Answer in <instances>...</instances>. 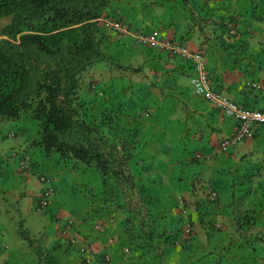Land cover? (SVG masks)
Listing matches in <instances>:
<instances>
[{
    "label": "crops",
    "instance_id": "crops-1",
    "mask_svg": "<svg viewBox=\"0 0 264 264\" xmlns=\"http://www.w3.org/2000/svg\"><path fill=\"white\" fill-rule=\"evenodd\" d=\"M134 1L154 5L155 11L151 14L157 20L155 25L145 18L131 19L135 13ZM162 1L152 0L148 3L147 0H110V14L107 10L106 14L124 21L123 24L129 26L130 31L155 33L158 38L169 37L190 50L206 47L205 69L212 91L224 94L245 109L264 111V0H180L179 4L169 3L166 9L162 7ZM165 1L174 3V0ZM172 8L186 13V26L181 22L173 28L170 23H162L160 15L167 10L171 12ZM170 28L172 33H169ZM254 30L257 32L255 35ZM107 36L103 48L112 63L109 70L99 69L101 75L104 80H108L111 75L131 77L130 74H135L136 85L130 91L142 99L139 101L142 109L134 111L132 115L124 113V123L133 118L131 122L138 127L137 139L142 147L145 144L142 137L144 129L154 128L145 119L154 115L153 121L162 125L156 129L160 137L173 140L176 147L174 154L185 160V163L167 167L168 178H180L186 166L189 175L193 176L190 186L179 195L184 194L190 200L189 221L195 229L188 242L173 248L176 255L194 252L197 255L194 259L196 262L199 258V261L205 258L207 264H264V126L257 127L251 139H245L225 151L219 150L220 143L233 135L237 121L193 93L191 78L194 71L191 61L139 44L129 32H107ZM90 74L89 80H96L98 87L106 94L105 86H102L104 80ZM106 98L108 100V96ZM150 105L154 108H149ZM31 140L23 136L13 142L9 160L3 169L7 174L8 185L14 183L16 169L19 171L18 159L29 156L31 147L28 144ZM180 146L185 147L183 151L187 156L184 158L181 157ZM22 147L25 149L22 150ZM197 154L201 158H196ZM139 166L147 170L145 176L152 182L146 160L140 159ZM173 166L182 170L172 171L170 168ZM212 178L223 184L225 191L212 184ZM26 179L27 176L23 177V181ZM34 182H29V188L34 187ZM204 189L216 191V199H202L204 194L201 195V192ZM15 199L23 203L25 201L20 193L16 194ZM176 206L174 197L170 209L162 212L165 220H168L162 224L180 234L183 219ZM60 216L61 222L57 219L53 221L55 228L49 239L41 235L47 253L62 248L58 242L62 239L67 245L70 244L69 238L63 233L66 217L61 213ZM95 216L96 223L109 218L107 213ZM94 226L91 230L84 223L74 224L69 231V234L89 242L92 264H105V255H109L116 264L133 263L131 256L126 260V256L121 253L120 243H117L122 234L118 222H107L99 233L94 231ZM17 243L20 244L18 240ZM28 247L5 255L4 261L16 259L20 262L25 252L31 250V246ZM68 248L70 250L67 251L75 255L76 261L77 247ZM179 261L181 264L194 263L188 258L184 261L183 257Z\"/></svg>",
    "mask_w": 264,
    "mask_h": 264
},
{
    "label": "trees",
    "instance_id": "trees-1",
    "mask_svg": "<svg viewBox=\"0 0 264 264\" xmlns=\"http://www.w3.org/2000/svg\"><path fill=\"white\" fill-rule=\"evenodd\" d=\"M109 3L0 0V22L5 21L0 24V119L34 120L37 136L30 147L45 156L56 153L66 167L92 169L100 181L99 206L93 211L118 222L122 234L117 243L129 249V264H161V244L169 239L174 245L180 234L161 226L165 215L148 189L147 170L139 166L141 146L133 118L124 123L126 115L107 105L108 94L96 80H89L93 65L111 62L103 48L107 32L99 22ZM179 196L188 213L187 197ZM70 222L74 226L70 220L64 226ZM21 236L30 240L25 230ZM35 241L44 244L40 236L30 246ZM43 249L35 264H52L45 245ZM92 259L86 263L81 257L80 264H92ZM103 259L116 264L109 255Z\"/></svg>",
    "mask_w": 264,
    "mask_h": 264
},
{
    "label": "rangeland",
    "instance_id": "rangeland-1",
    "mask_svg": "<svg viewBox=\"0 0 264 264\" xmlns=\"http://www.w3.org/2000/svg\"><path fill=\"white\" fill-rule=\"evenodd\" d=\"M147 1L149 3L152 0ZM179 1L180 0H174L173 3L172 1L169 2L163 0L161 4L162 7L166 9V6L169 3L179 4ZM144 4L145 3L136 1L133 2L135 13H133L131 19L145 18L151 21V24L155 25L157 20L154 18L155 15L151 14L155 11L154 5ZM109 9L110 5H108L106 9L110 14ZM170 13L172 14L170 15ZM185 16L186 13L183 10L177 9L176 11L174 8L171 9V12L170 10H167L160 15V17L163 18L162 23L164 25L166 23H170L173 28L174 25L178 27L181 22L185 23L186 26L187 20ZM128 19L130 20V18ZM4 23L5 21L0 22V24ZM153 31L154 30L150 32ZM170 31L169 33L173 32L172 28H170ZM253 32L254 35L257 33L255 30ZM145 35L149 36L151 34L146 33ZM201 49L202 50L196 51L203 54L206 65L204 55L206 47H202ZM107 60L108 59H106V62H99L93 65L90 70V73L95 74L101 81L105 78L101 75L99 69L109 70L108 67L111 62ZM130 76L131 77H116L111 75L108 80H104L102 83V86H105V91L108 94L107 105L112 107L116 112L122 111L127 115H132L134 111L138 112V110L142 109L139 106V101L142 99L130 91V88L136 85V75L130 74ZM149 108L153 109L154 106L150 105ZM150 113L151 111L149 110V114ZM153 119L154 115L145 119L148 123H151L154 128L144 129L142 137L145 139V144H143L138 151V155L139 159L143 158L146 160L152 179L151 188L148 187V189L153 190V197L154 199H157V209L164 212L170 209V203L171 200H174V197L176 199V209H178V195L181 191L187 190V187L190 186V179L192 180L193 176L189 175L190 172L186 166L184 168L183 176L172 180L168 178L169 168L167 167L176 163H185V160L176 157L174 154V149H176V147L174 146L175 142H173V140L170 141L160 137V134L156 129L161 128L162 125L156 124ZM11 134L15 136L11 137ZM23 136H28L31 139L37 136V126L34 120L26 116L19 121H14L9 118L0 119V264H35V260L38 258L39 252L44 250L43 245L45 244H42V241H35L37 243L34 244V247H30V251L25 252L24 257L20 260V262L16 259H11L10 262H5L4 259L5 255H8L13 251H23L26 248H29L28 245L30 246L31 241H33L34 238H39L42 235L48 240L55 228L53 221L56 219L59 222L62 221L60 213L66 217L64 221L67 222L70 220L74 224L84 223L91 230L97 220V216H95L93 210L99 206L96 200L97 193L100 191V181L98 175L94 173L92 169L85 167V165H79L74 169L69 165L66 167L62 162L58 161L56 153H51L49 156H45L43 154L40 156L41 153L38 149L31 147L29 156H27L24 160L18 159L19 171L16 169V178L14 183L9 185L7 184V174L3 169L6 166V161L9 160V153H11L10 151L13 146V142L18 141V139ZM180 147L181 148L179 149H182L181 157L184 158V156H187L186 152L183 151L185 147ZM24 149L25 147H22V150ZM25 165L26 167L23 168ZM170 169L172 171L182 170L180 168H175V166ZM25 176H27L26 180L28 181H23V177ZM32 176H34L37 180ZM40 176H44L48 179L47 184L46 182H40ZM209 178L210 176L207 175V179ZM33 179H35L37 183L34 182ZM211 181L218 189L225 191L223 184L218 183L214 178H212ZM29 182H34L33 188H29ZM162 184L164 186L161 187ZM48 185L52 187L54 194L49 199L44 209L36 211L34 207L35 201L41 191ZM177 186L180 190L177 189ZM18 193L23 196V199L25 200L24 203L21 200L15 199V196ZM201 195H203L201 197L202 199H204V197L206 199V189L201 192ZM172 207H174V204ZM190 209L191 207L189 205V212ZM6 210H9L10 212L6 213ZM192 210L191 213L194 214V211ZM166 217H168V213ZM167 221L168 220H165V218L161 219V226H165L162 222ZM66 222L64 224H66ZM192 228L193 234L195 228L193 226ZM24 230L27 231V235L30 240L22 238L21 232ZM94 231L99 233L95 226ZM78 238L74 245H67V243L62 239L61 241H58L62 248L49 250V253L44 251V254L48 255L49 261L52 262V264H80L81 254L79 253V247H88L89 242L80 236H78ZM177 239H180V236ZM17 240L20 244L17 243ZM169 241L170 240L168 239L165 245L164 243L161 244L163 250V254L160 255L159 258L161 264H181L179 261L180 257H183L184 261L186 258L190 259L194 262L193 264H207L205 258H202V261H199V258L196 262L194 259L197 255L194 252H185L183 256H180L181 254L179 256L176 255L173 248H176L177 245H169ZM2 244H5V247H3ZM69 246L77 247L78 257L76 258V261L74 259L75 255L67 251V249L70 250V248H68ZM71 249L73 250V248ZM128 257H130L129 254L126 255V260Z\"/></svg>",
    "mask_w": 264,
    "mask_h": 264
},
{
    "label": "built area",
    "instance_id": "built-area-1",
    "mask_svg": "<svg viewBox=\"0 0 264 264\" xmlns=\"http://www.w3.org/2000/svg\"><path fill=\"white\" fill-rule=\"evenodd\" d=\"M100 21L102 22V25L111 32L117 34L129 32L127 27H125V24L116 19L103 16L100 18ZM129 33L134 38L135 42L139 44L149 45L153 48L166 51L170 56H177L191 61L194 71V75L191 78L193 93L197 97H200L201 99L208 102L213 107L219 109L224 115L231 117L237 121V127L233 135L220 143L219 150L225 151L228 147L232 145H235L245 139H251L255 132V129L259 126H264V111L245 109L237 105L227 97L223 96L222 94L212 91L208 73L205 69L204 56L201 52L196 50H190L187 46L177 41H174L168 37L158 38L155 33L149 36L135 31H131ZM196 158H201V156L197 154ZM23 167L25 168L26 166ZM40 182H46L47 184L48 179L44 176H40ZM53 194L54 191L50 185H48L44 190H42V192L38 195L37 201L35 202V210L41 211L42 209H44ZM207 197L210 201H214L217 197L216 191L212 189L207 190ZM177 204L179 212L183 219L179 239L180 244L185 242L192 236L193 228L191 222L189 221V218L187 217V209L180 196L177 199ZM107 222L113 223L114 220L112 219V217H109L107 219ZM102 223L103 222L96 223V230L99 231L102 229ZM70 225L71 222L64 226L63 233L67 235L71 244H75L78 236L69 234V231L72 226ZM79 253L81 254V257L85 259L86 263L91 262L92 254L88 247H79ZM128 253L129 249L127 247L123 248L122 254L127 255Z\"/></svg>",
    "mask_w": 264,
    "mask_h": 264
},
{
    "label": "clouds",
    "instance_id": "clouds-1",
    "mask_svg": "<svg viewBox=\"0 0 264 264\" xmlns=\"http://www.w3.org/2000/svg\"><path fill=\"white\" fill-rule=\"evenodd\" d=\"M103 16L110 17V16L107 15L106 13L102 14L101 17H103ZM101 17H100V18H101ZM100 18H99V22H100V24L102 25V22L100 21ZM110 18H112V17H110ZM114 19H115V18H114ZM116 20H117V19H116ZM118 21H119V20H118ZM122 22H123V21H122ZM123 23H124V22H123ZM102 26H103V25H102ZM125 27H126V24H125ZM103 28H104V30H106L107 32H111L110 30L106 29L104 26H103ZM127 29H128L129 32H131V31L129 30V26H127ZM135 32H138V31L135 30ZM112 33H114V32H112ZM139 33H140V32H139ZM116 34H117V33H116ZM142 34H143V33H142ZM133 39H134V38H133ZM162 51H163V50H162ZM204 101H205V100H204ZM207 103H208V102H207ZM208 104H209V103H208ZM180 233H181V232H180ZM176 242H177V243H176ZM176 242H175L174 245H180V244H179V239H177ZM2 246L5 247V244H2ZM124 248H125V247H124ZM122 250H123V249H121V253H122ZM128 254H129V253H128ZM128 254H127V255H128ZM122 255H123V254H122ZM123 256H126V255H123Z\"/></svg>",
    "mask_w": 264,
    "mask_h": 264
}]
</instances>
